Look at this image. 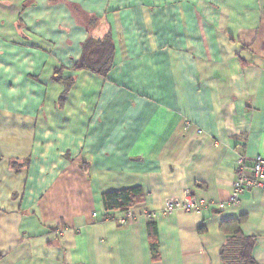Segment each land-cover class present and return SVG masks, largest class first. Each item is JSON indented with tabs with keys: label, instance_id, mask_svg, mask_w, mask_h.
Returning a JSON list of instances; mask_svg holds the SVG:
<instances>
[{
	"label": "crops",
	"instance_id": "0c3cea01",
	"mask_svg": "<svg viewBox=\"0 0 264 264\" xmlns=\"http://www.w3.org/2000/svg\"><path fill=\"white\" fill-rule=\"evenodd\" d=\"M108 37L109 73L76 69ZM258 156L264 0H0V264H223L238 232L264 264V194L217 207ZM187 194L212 207L161 214Z\"/></svg>",
	"mask_w": 264,
	"mask_h": 264
},
{
	"label": "trees",
	"instance_id": "16d2710c",
	"mask_svg": "<svg viewBox=\"0 0 264 264\" xmlns=\"http://www.w3.org/2000/svg\"><path fill=\"white\" fill-rule=\"evenodd\" d=\"M114 54L115 47L110 37L104 40L89 38L83 45L82 58L76 69L88 70L105 77L113 67ZM141 196V189L106 194L104 196V206L109 214L112 213L106 220H113L115 213L132 210ZM234 225L238 226L237 223H234ZM148 228L153 259L157 260L159 255L157 225L151 222ZM255 243V239L244 237L238 232L224 248L223 264H257L253 257Z\"/></svg>",
	"mask_w": 264,
	"mask_h": 264
},
{
	"label": "built area",
	"instance_id": "2783aa9c",
	"mask_svg": "<svg viewBox=\"0 0 264 264\" xmlns=\"http://www.w3.org/2000/svg\"><path fill=\"white\" fill-rule=\"evenodd\" d=\"M254 191L264 194V158L258 156L253 160H249L246 157H239L235 164V180L231 198L227 204H220L217 206L218 210L224 211L227 206L238 207L241 197L246 193ZM211 207L212 205L187 194L182 199H167L161 214L169 215L174 212H184L188 214L201 213ZM113 216V220L120 226H125L135 221L133 210L115 213ZM156 217L157 213L149 215L150 220H154Z\"/></svg>",
	"mask_w": 264,
	"mask_h": 264
}]
</instances>
